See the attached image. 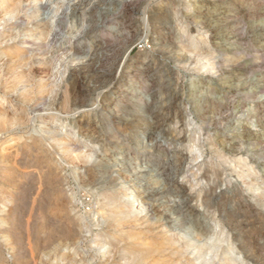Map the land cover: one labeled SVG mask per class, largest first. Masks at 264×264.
Segmentation results:
<instances>
[{"label": "bare ground", "instance_id": "1", "mask_svg": "<svg viewBox=\"0 0 264 264\" xmlns=\"http://www.w3.org/2000/svg\"><path fill=\"white\" fill-rule=\"evenodd\" d=\"M24 1L6 0V3H4L3 0H0V22L6 24L11 19L17 17ZM211 2L213 0H189V12L182 18L191 21L189 26H184L185 28L180 27L176 17H171L172 13L171 15L165 13L159 16V14L152 12L145 19L141 29L137 21L138 19L128 17L130 16L127 12L128 6H125L127 7L125 9H123L124 7L119 9L121 11H106L107 14H112L114 20L107 19L108 15L101 13L99 2L98 4L96 3L97 5H90L88 9L86 8L87 10L85 9L86 11L80 7H76L75 10L73 9V16L82 22L84 14H87L88 17L85 20L89 25L86 30H82L83 32L79 36V39H93L91 44H93L94 52L88 54V50L86 49L80 51L81 48H71L74 56L79 53L85 56L75 58L79 63L77 62V66L75 68L73 67L74 69L69 71L67 75V83L70 91H61V93L56 95L53 93V89L56 93L54 85L51 82H47L52 79V77L50 78L51 74L48 75V71L51 68L49 69L44 67L45 65L43 66V69L46 70L44 74L49 76V79L47 78L48 80L46 81L47 84L45 81L44 83L43 81L36 83L34 81L35 75L37 74H35L36 65H34L35 63L33 61L37 60L36 56H39L38 48H34V45L31 48L21 47L17 43L9 44L10 41H2L0 39V56H4V60L0 64V186H2V188L0 187V198H2L0 199L2 200V205L0 204V238L4 236L5 242H3L11 247L10 251H13L14 261H16L15 264H30L29 261L32 259L29 260V253L32 254L33 252L47 249L48 252H43L45 258H41L43 256H40L41 254L38 253L40 254L39 258L43 260H38L37 263L93 264L98 261L100 264H109L112 260L110 264H211L212 259L208 255L212 251L222 249V243L224 244V242L212 244L209 247L207 246L208 248L205 249L208 251L207 255L206 251H204L205 246L199 247V245V248H194L189 252L193 245L192 243L191 245L189 244L190 242L182 241L183 244L178 246L177 244L180 241L178 239L174 240L171 235V232L174 233L178 229L180 231V228L199 212L198 209L191 206L194 196L187 190V186H183L182 183L181 185L178 184L177 193L182 198V201L177 202L169 199L172 191V182L165 185L160 184V186L153 184V182H156L154 181L155 178H161L163 176L171 177L175 173L176 176L173 177L178 179L183 174L182 171H174V166H170V163L175 164V167L182 168V170L185 166L192 163L191 161L189 163L188 158L182 152H178L174 157H169L168 164L167 162L166 164H157L153 161L155 157L154 152L156 150L163 151L166 145L162 143L163 137L155 136V130L158 128L161 130L169 126L171 121L176 119L173 110L176 108L177 102L183 93L182 91L174 90L173 81H175V75L169 73L170 71L166 75L165 82L163 81L164 85L161 86L160 82L155 83L154 87L151 84L149 85L150 82L156 79V75L153 74L156 67L154 63L156 62L152 63V60H149L147 55L136 58L131 56L134 47L145 44L152 46V50L149 51L151 54L149 56L152 57H154L155 53L159 57L167 56L169 59L173 58L177 60L179 64L184 66L187 64L198 67L203 63L202 66L200 65V69H204L205 73L202 72L201 74V70L195 76H202V79L197 82L198 87H207L210 84V76L212 74L216 75L217 66L229 63L232 58L228 59V57H233V55L237 52L239 53L241 50L238 44L235 45V43L243 40L241 38L242 36L237 33L238 24L236 23H239V18L236 15L222 16L226 13L221 11L219 14L221 18L218 17V13L214 16L205 15V11L208 10ZM238 3L246 4L248 0H240ZM77 13H81L83 19L77 17ZM105 16L106 20H103ZM245 17L248 18L249 16L245 15ZM178 28L184 35L188 34L189 36H196L198 39H203L204 41L202 42L207 46L208 44L205 40L210 38L209 32L213 29L215 31H222L226 38L235 39L236 42L228 41L229 46L219 49V55L217 56H214L213 51H208L209 49L202 53L193 48L192 50L187 49V51L182 52L179 43L175 42L174 38ZM253 29L257 32L263 31V34L258 37L259 39L254 40L257 44L253 46L256 52L262 53L264 51V24L256 25ZM203 31H205V34H203ZM100 34L105 35L106 38L104 40H100L99 38L98 40L97 38ZM230 44L232 45L230 46ZM66 49L68 50V47ZM262 57L264 58L263 55ZM242 59L245 60V57H242ZM235 60L233 61L235 62ZM38 65L37 67L39 68ZM236 66L238 67L239 65ZM52 81L55 80L52 79ZM133 82L143 84L142 87L151 92L140 109L134 106L138 101H141V98L136 100V97L134 99V95L138 89L133 86ZM47 95L48 97L54 95L55 104L47 109L50 111V113L48 112L50 118L46 120V125H53L57 121H61L60 126L64 127L69 121V123L73 124L72 127L80 134L81 138H92L98 143L101 149H103L101 162H113V169L111 170L119 177V185L123 191L121 196L125 197V203L123 202V205L121 203L119 206L108 209L110 215H107L105 213L107 210L103 209L111 205L104 204L101 205L100 211L98 208H95L96 210L88 215L89 218H92V222H94L92 224L93 226L99 227L102 225L101 223H104L108 229L117 231L118 233L110 235L116 241V244L112 245L113 250L111 252H106L107 248L105 249L104 244L97 240L98 238L90 240L91 245L89 247L95 248V254L91 258L92 261L90 260L91 263H88L89 260H86L85 255L83 257L79 252H76L78 246H85L87 239H78L83 233V229H81L79 224L82 219H79L80 217L78 216V218H74L73 212L75 210H72L73 207L70 205V199L64 194L62 189L67 180L63 174L65 167L72 166L70 168H78L80 164L86 163V160L90 159L89 157L91 155L77 147L78 142H74L69 137L71 133L68 136H64L61 132H55V134L53 133L54 135L45 132L46 135L42 136L39 135L41 128L39 131L36 128L35 130L30 129V126L37 121V117L43 115L40 112L38 116L36 114L32 116L29 113L31 105L36 103L38 98L41 99ZM93 96L97 98L106 96L102 108L92 99ZM164 96H170V99ZM49 98L51 99V97ZM38 101L40 100L38 99ZM37 106L40 109V105ZM94 111L97 112L95 113ZM141 121H147L150 124L146 129V134L151 150H148V153L142 152V156L144 157L142 162L134 161L130 157L124 159L129 155L132 146H130L128 140L122 143L121 138H118L113 133V127L116 125H124L125 127L128 125L130 127L131 124ZM257 122L261 124L264 120L258 119ZM46 125L43 124L42 127ZM60 131H63V129ZM243 135L246 137H255V134L252 132L249 133V130H246ZM180 147L182 148V146ZM232 153L239 154L240 151L232 150ZM257 164L259 168L262 162ZM75 170L77 171V169ZM103 179V169L87 166L85 174L79 176L78 180L82 187L89 188L92 191V189L95 190L102 183ZM10 188H17L18 190L13 197L10 195ZM110 200L112 201L111 198ZM133 202L135 206L132 205ZM225 204L223 205L225 206ZM97 205L98 203H96ZM134 207H136L135 213H133ZM99 218H102V220L99 221ZM144 224L146 225L145 227H143ZM147 228L148 230L151 229L150 234L155 238L153 242L151 240H149L151 242H147L143 237L144 234L148 233H143L142 229ZM233 228L230 230L234 234L236 241L240 243L239 247L242 250L244 260L255 263L264 261V254L259 253L260 251L253 252L251 249L243 250L248 243L245 230L238 231L235 229V226ZM26 239L28 241L27 246H22ZM136 241L140 242L136 243ZM121 243L125 247L120 246ZM15 244L19 246L15 247ZM255 245L258 247V244ZM133 246H138L140 249L136 251ZM59 247H62L64 251L60 256V260L55 257L50 259L49 251L52 248V250L56 251ZM202 250L204 253L200 255L199 252ZM223 252L224 255H231V257L234 253L233 250L225 249ZM35 254L38 255L37 253ZM2 255V246H0V264H5ZM191 255H195V257L191 258ZM35 258L37 259V257ZM200 260L201 263H199Z\"/></svg>", "mask_w": 264, "mask_h": 264}, {"label": "rangeland", "instance_id": "2", "mask_svg": "<svg viewBox=\"0 0 264 264\" xmlns=\"http://www.w3.org/2000/svg\"><path fill=\"white\" fill-rule=\"evenodd\" d=\"M31 1L32 3H30ZM41 1L25 0L22 5L23 8L21 7V10L17 17L11 19L6 24L0 22L2 25H0V39H2V41H10L9 44L17 43L21 47L25 46L26 48H31V46L33 47L34 45V48H38L40 57L36 56L37 60L33 61V63H35L34 65H36L35 74H37L35 75L34 81L35 83L39 81H43V83L45 81L46 83V81L49 79L48 75L51 74L50 78L52 77V79H54L55 81H52V79H50L47 82H51L54 85V88L56 89V93L53 89L54 95L61 93V91H70L69 85L67 83V75L69 74V71L74 69L79 63V61L75 58H82V56H85L82 55V53L74 56L73 51L71 52V48H81L80 51L82 49H86L88 50V54H92L94 52L92 46L93 44H91L93 42V39H79V36L82 35L81 33L86 30L89 25L85 20L88 17L87 14H84L83 19L82 14L77 13V17L83 19L82 22L73 16V11L76 7H80L82 8V10L86 11L90 7V5L96 3L98 4L99 2L101 13H103L104 15H108L107 19L114 20L112 14H107L106 11H121L119 9L123 7V9H125L127 8L125 6H128L127 12L130 15L128 17L138 19L137 21L141 26V29L143 27L145 19L152 12L159 14V16H162L165 13L171 15L172 13L171 17H176V19H178V24L180 25V27L189 26L191 21L183 19L184 16H186L189 12V0ZM238 1L240 0H213V2L210 3L208 10L205 11V15L207 16H214L217 13L219 15L220 11L226 13L222 16L236 15L239 18L240 23H236L239 25H237V33L240 34L242 36L241 38L243 39L235 43V45L238 44L239 48L241 49H239V53L237 52V55L235 54L233 55V57H228V59H232L229 63L225 64L226 66L224 64L217 66L219 69L217 68L216 75L212 74L210 76V84L207 87H198L197 82L202 79V76H195L196 73L200 72L201 70V74L202 72L205 73L204 69H200L203 63H201V66L199 65L198 67H195L194 65L190 66L187 64L184 66L182 64H179L177 60L173 58L169 59L167 56L159 57L155 53L154 57H152L149 56L151 55L149 51L152 50V46H147L145 44L134 47L131 52V56L134 58L147 55V57H149V60H152V63L156 62L154 64L156 66L155 71H157H154L155 73L153 72V74L156 75V79L150 82L149 85L151 84L152 87H154L155 83L159 82L161 83V86L164 85L166 75L172 73L173 75H175V81H173L175 84H173L174 90L182 91L183 93L180 100L177 102L176 108H174L173 110L174 114L176 115V119L171 121L169 126L161 130L159 128L155 130V136L163 137L162 143L166 145L163 151L156 150L154 152L155 157L153 161L157 164H166V162L168 164L169 157H174L178 154V152H182L188 158L189 163H192L185 166L183 170L180 167H175V164L170 163V166H174V171H182L183 174L181 173L182 175L179 176L178 179L176 177H173L176 176L175 173H173V176L171 177H158L154 179V181L156 182H153V184L155 186H160V184L165 185L172 182V191L170 193L171 195L169 196V199L171 201L177 202L182 201V198L179 197L177 193L178 186L181 185V183L183 186H187V190L194 196V200L191 203V206H193V208L195 209H198L199 212L190 221L184 224L180 228V231L178 229L174 233L171 232V235L174 240L178 239V241H180L177 244L178 246L183 244V242L185 241L188 243L190 242L189 244L192 243L193 245L191 244L192 247L189 252H191V250H193L194 248L196 249L201 246H205L204 251H206L205 249L212 244L224 242V244L222 243V249H220L219 251H212V253H210L211 255H208V251H206L207 255L212 259L211 264H264V261L255 263L244 260L242 256V250L239 247L240 243L236 241L234 234L230 230L234 226L238 231L245 230L246 239L249 244L247 243L243 250L251 249L253 252L260 251L259 253L264 254V122H262L263 124H259L257 122L258 119L264 120V58L262 57V55L264 56V51L262 52V54L260 52H256L255 49H253L255 48L253 46L257 44L254 40L259 39L258 37L263 34V31L257 32L254 31L253 28L256 25L264 24V0H248L249 4H241L242 2L238 3ZM3 2L6 3V0H3ZM245 15H248L249 17L244 18ZM218 17L221 18L220 15ZM103 20H106V16ZM85 24L87 25L85 26ZM209 33L210 38L205 40L207 41L208 46L206 44L204 45V43L202 42L204 41L203 39H198L196 36L193 37L189 36L188 34L184 35L182 31L180 32L179 28L176 30L174 38L175 42L179 43V46L182 49L180 50L182 52L187 51V49L192 50L193 48L202 53L209 49L208 51H213L214 56L219 55V49L229 46L228 41L236 42L235 39L226 38L222 31H215V29H213L210 30ZM203 34H205V31H203ZM99 38L100 40H104L106 36L100 34L97 39L99 40ZM42 45L44 46V48ZM86 45L87 47H85ZM231 45L232 44H230V46ZM67 47L68 50L66 49ZM242 54H244V56H242ZM242 57H245V60H243ZM3 60L4 56L1 55L0 64H2ZM233 60H235V62ZM38 64H40L41 67ZM37 65L39 66V68L37 67ZM222 65L225 67H223ZM236 65L239 66L237 67ZM43 66L49 69L51 68L50 71H48V75L44 74L46 73V70L43 69ZM133 83V86L138 89V91L134 95V99H136V97V100L141 98V101H138L134 106L135 108L140 109L144 105V102H146L147 98L150 96L151 92L144 89L142 87L143 84H138V82ZM53 96H49L51 97V99L48 97V95L41 99L38 98L40 101H42L41 104L37 99V102L33 103L34 105H31L29 113H31L32 116H34L35 114L38 116L40 112L43 115L37 117V121L35 122V124H32L30 126V129L32 128L35 130L36 128L39 131L41 128V130L39 131V135L42 136L46 135L45 132H49L51 135H54L55 132H61L64 136H68L71 133L69 137L73 139L74 142H78H76L77 147H79L81 150L83 149V151L88 152L91 155L89 157L90 159H87L86 163L80 164L78 168H70L72 166L65 167V173L63 171V174L65 175L67 180L65 181L66 184L64 183L62 187L64 194H66L70 199V205L73 207L72 210H75L73 212L74 218L80 217L79 219H82L79 224L81 229H83V233L79 236L78 239H87L85 242V246H78L76 252H79V254H81L83 257L85 255L86 260H89H87L88 263H91L90 260L92 261L91 258L95 254V248L89 247L91 245L90 240L98 238L97 240L101 241L104 244L105 249L107 248L106 252H111L113 250L112 245L116 244V241L112 239L110 235L117 233V231L108 229L104 223H101L102 225L99 227L93 226L92 224H94V222H92V218H89L88 215H90L92 211H95V208H98V210L100 211V207H102L101 205L103 204L111 205L103 209L107 210L105 212L107 215H110L108 209L119 206L121 205V203L123 205L125 203V197L121 196L123 191L121 189L122 187L119 185V177L115 175L116 173L113 170H111L113 169V162H101L103 149H101L98 143H96L92 138H81L80 134L77 133L75 128L72 127L73 124L69 123V121L64 127L60 126L62 123L61 121H57L53 125H46V120L50 118V111H48L47 109L55 104V97ZM164 97L170 99V96ZM105 98L106 96H100L98 98L96 96L92 97V99L96 101V103L99 104V107L101 106V108L105 103ZM37 105H40V109L37 108ZM34 110H36V112H34ZM43 124H45L46 126L42 127ZM131 125L130 127H128V125L126 127L124 125H116L113 127V133L118 138H121L122 143L128 140L130 146H132L129 155H127L124 159L130 157L134 161L142 162V160L144 159V157L142 156V152L148 153L151 150L149 139L146 134V129L150 124L147 121H141L135 122ZM61 129H63V131H60ZM131 130L133 131V133ZM246 130H249V133L252 132L253 134H255V137L244 136L243 134ZM159 133H161L162 135ZM180 146H182V148ZM232 150H238L240 151V153L234 154L232 153ZM261 162L262 165L258 168L257 163ZM87 166L104 170V179L99 185L100 187L98 186L97 188H95V190L92 189V191L89 188L82 187V185H80V181L78 180L79 176H83L85 174ZM75 169H77V171ZM178 171L177 173H179ZM169 179H173V181H169ZM0 187L2 188V186ZM12 190L14 191V193ZM10 191L12 192H10V195L13 197V195H15L16 191L18 190L17 188H10ZM118 191H120L121 193ZM110 198L112 199V201L110 200ZM204 199L208 201L206 202ZM96 203H98L97 206ZM0 204L2 205V200H0ZM223 204H225V206ZM237 204H240L241 206ZM132 205L135 206V203L133 202ZM135 208L136 207H134L133 213H135L136 211ZM196 217L198 218V220ZM101 220L102 218H99V221ZM145 226L146 225L144 224L143 227ZM142 230L141 231L143 233H148L144 234L143 236L144 239L147 240V242L149 240H151L152 242L155 240V238H153V236H151L150 234L151 229L148 230L147 228ZM95 235H97L98 237ZM219 238L223 240L221 241ZM4 240V236L0 238L3 261L5 262V264H15L16 261H14L15 258L13 257V251H10L11 247L7 246V244L4 243ZM137 241L136 243L140 242ZM27 242V239L24 240V245L22 244V246H27ZM255 244H258V247H256ZM18 246L19 245L15 244V247ZM120 246L125 247L122 243L120 244ZM133 247L136 251L140 249V247L138 246ZM52 249L49 251L50 259L55 257L60 260V256L64 252L62 250L63 248L59 247L56 251ZM224 249L233 250L234 253L232 254V257L231 255H224ZM47 250L35 252L37 254L40 253L41 255H36L34 252L32 254L29 253V260L32 259L29 261V263L39 264V262L37 263V261L43 260L39 257L43 255L45 256L44 251L48 252ZM51 251L53 252V254ZM204 251H200L199 254L202 255ZM34 256L37 257V259ZM44 256L41 258H45ZM192 257H195V255H191V258ZM98 263L99 262L97 261L93 264ZM199 263H201V260L199 261Z\"/></svg>", "mask_w": 264, "mask_h": 264}]
</instances>
